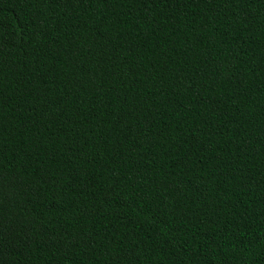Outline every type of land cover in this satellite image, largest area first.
Segmentation results:
<instances>
[{
    "label": "trees",
    "instance_id": "1",
    "mask_svg": "<svg viewBox=\"0 0 264 264\" xmlns=\"http://www.w3.org/2000/svg\"><path fill=\"white\" fill-rule=\"evenodd\" d=\"M0 264H264V0H0Z\"/></svg>",
    "mask_w": 264,
    "mask_h": 264
}]
</instances>
